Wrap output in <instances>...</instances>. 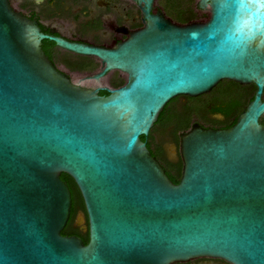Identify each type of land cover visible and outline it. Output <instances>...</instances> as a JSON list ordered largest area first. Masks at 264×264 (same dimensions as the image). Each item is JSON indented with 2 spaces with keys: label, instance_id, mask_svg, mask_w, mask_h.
<instances>
[{
  "label": "water",
  "instance_id": "obj_1",
  "mask_svg": "<svg viewBox=\"0 0 264 264\" xmlns=\"http://www.w3.org/2000/svg\"><path fill=\"white\" fill-rule=\"evenodd\" d=\"M143 5L144 27L113 49L43 35L0 0V264H174L192 258L264 264V0H197L178 25ZM49 39L126 74L88 90L41 49ZM253 84L225 129L180 136L173 183L141 141L165 105L221 81ZM79 191L87 233L63 236Z\"/></svg>",
  "mask_w": 264,
  "mask_h": 264
},
{
  "label": "flooded vegetation",
  "instance_id": "obj_2",
  "mask_svg": "<svg viewBox=\"0 0 264 264\" xmlns=\"http://www.w3.org/2000/svg\"><path fill=\"white\" fill-rule=\"evenodd\" d=\"M13 11L35 23L39 31L50 37L76 44L103 49H113L127 40L133 33L144 27L143 5L134 0H8ZM152 14H160L178 25L203 21L207 10L198 7L197 0H155ZM41 49L55 68L77 86L88 90H113L123 86L126 74L119 70H103L102 63L95 57L81 55L57 46L49 39L41 41ZM255 88L253 84H248ZM241 88L247 85H239ZM209 95L198 107L191 109L186 96H179L174 103V111L188 109L190 126L179 131L177 138L171 127L154 132L150 129L146 138V147L162 167L169 169V163L180 158V136L194 124L206 129H225L231 127L236 112L225 116L221 111L228 110L231 102L239 101L245 107L253 99L255 92L243 91ZM102 95V94H99ZM103 96V95H102ZM202 96V95H201ZM164 169V168H163ZM73 203L71 205L72 209ZM71 213V212H70ZM85 211L76 208L70 221V230L64 236H77L83 232V225L77 215ZM70 220V217H69ZM68 220V221H69ZM68 224V222H67ZM174 264H229L221 259L197 257Z\"/></svg>",
  "mask_w": 264,
  "mask_h": 264
},
{
  "label": "trees",
  "instance_id": "obj_3",
  "mask_svg": "<svg viewBox=\"0 0 264 264\" xmlns=\"http://www.w3.org/2000/svg\"><path fill=\"white\" fill-rule=\"evenodd\" d=\"M239 88H241L239 86V84L232 82V81H221L219 82L216 87H214L212 89V94H221V93H225V92H236L237 90L239 91ZM243 91H249L252 90V92H255L256 88H254L250 85L244 86L242 87ZM241 88V89H242ZM99 94H102L103 96L107 95V92H99ZM209 95H202L196 98H188V102L191 105V109H195L196 110V114L198 115L199 112H197L198 107L200 106V104L208 97ZM176 102V99H172L169 103H167L164 107V109L162 110V112L159 114L157 121L154 123L153 127H152V131L157 132L160 131L166 127H171L172 129V134L177 138V133L179 131H182L184 129L189 128L190 126V112L188 109H183L181 111H174V103ZM231 106L228 110L225 111H221L223 115L225 116H231L232 112H236V117H234V120L231 123V126L235 123L237 117L239 116V114L241 112L244 111L245 109V105L244 103H241L239 101L236 102H231ZM259 122L261 124H264V115H262L259 119ZM141 141L146 143V138L145 136H141L140 137ZM169 169H167L166 167H163L165 170V173L167 174L168 178L173 182V183H178V181L180 180L181 177V170H182V162L181 159L178 158V160L169 163ZM60 178L64 181H66L70 192H71V198H72V209H71V213H70V220L68 221V224H66V226L63 228V230L61 231V235H66L69 230H70V221L74 216L75 213V209L76 208H82L84 209L83 206V201L81 199V196L79 194L78 189L76 188L75 184L73 183V181L71 180V178H69L67 175L65 174H61ZM78 237L83 241L84 244L87 243L88 241V236L87 233H82L79 234Z\"/></svg>",
  "mask_w": 264,
  "mask_h": 264
}]
</instances>
